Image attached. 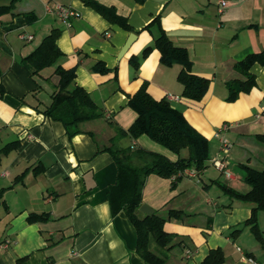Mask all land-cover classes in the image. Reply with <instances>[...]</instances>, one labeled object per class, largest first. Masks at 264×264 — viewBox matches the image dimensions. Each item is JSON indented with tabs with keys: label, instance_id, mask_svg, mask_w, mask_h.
Wrapping results in <instances>:
<instances>
[{
	"label": "crops",
	"instance_id": "1",
	"mask_svg": "<svg viewBox=\"0 0 264 264\" xmlns=\"http://www.w3.org/2000/svg\"><path fill=\"white\" fill-rule=\"evenodd\" d=\"M94 1L113 8L132 29L110 20L85 0H18L11 12L0 14L4 90L0 149L19 143L0 160V264H15L21 257L23 264H147L138 253L133 222L124 211L112 213L108 194L117 183L119 168L113 154L104 150L119 130H128L136 120L138 112L129 106V96L144 82L153 97L167 98L209 138L213 159L222 158L217 134L226 136L231 149L237 147L242 168L232 167L227 158L233 178L224 175V179L205 181L201 175L202 181H196L198 176H182L174 187L173 177L149 175L143 203L163 216L172 209L186 214L165 223L167 232L177 234L174 246L162 249L153 243V249L165 256L166 264H203L210 250L217 248L225 251L223 264H251L246 257L264 264L262 245L250 239L248 226L232 235L234 227L250 219L255 205L232 198L221 186L248 192L251 187L244 180L243 165L264 168V142L259 138L264 134V65L253 64L257 82L236 100H228L227 87L230 80L242 78L235 64L264 50V0H229L223 14L218 0ZM8 3L0 0V5ZM57 4L76 12L71 25L48 9ZM29 12L35 15L32 20L25 16ZM53 29L61 31L57 44L62 55L56 64L35 74L23 58ZM162 31L189 51L192 71L212 81L201 100L182 95L181 64L161 62V52L153 45ZM21 33L34 37L23 40ZM132 34V44L122 55ZM150 45L152 49L143 56ZM133 56L140 57L137 73L130 61ZM100 61L109 72L92 70ZM58 65L75 69L76 83L105 112L82 123L81 131L72 137L61 121L42 112L59 88ZM126 138L130 136H122L117 144L160 152L173 160L178 157L147 135L130 138L127 146L122 144ZM135 163L143 161L136 158ZM32 213H49L50 219L30 222ZM259 217L264 231V211H259Z\"/></svg>",
	"mask_w": 264,
	"mask_h": 264
},
{
	"label": "trees",
	"instance_id": "2",
	"mask_svg": "<svg viewBox=\"0 0 264 264\" xmlns=\"http://www.w3.org/2000/svg\"><path fill=\"white\" fill-rule=\"evenodd\" d=\"M18 0H9L7 5H0V14L11 12L17 5ZM87 5L92 6L110 20L119 23L126 29H132L120 15L116 14L113 8H109L94 0H85ZM28 20H32L35 15L25 14ZM61 31L53 29L42 42L23 60L32 68L33 73L39 74L41 70L56 64L62 55L57 39ZM153 45L161 52V62L165 65L179 63L182 70L178 74V80L183 84L182 95L193 100H201L205 97L212 81L209 78L198 75L192 70L193 62L191 54L182 46L174 44V41L164 32L155 39ZM147 46L143 51L146 56L153 47ZM131 64L139 72L140 57L133 56ZM264 65V50L247 55L243 60L235 64L236 70L242 78L232 79L227 82L230 96L228 100H236L241 92H246L255 85L257 79L251 72L253 64ZM93 71L109 72V68L101 61L92 67ZM55 73L59 74V88L52 94L50 103L42 112L47 117L61 121L66 128L69 136H74L81 131L80 125L87 121H92L104 116L105 112L95 102L96 100L85 90L83 86L76 83L75 69H66L61 65L56 67ZM0 77L2 72L0 70ZM149 83L144 84L136 93L130 95L129 106L138 112V116L128 130H119L117 135L112 138L113 142L104 150L113 154L117 165V183L113 184L109 190V202L113 215L124 211L133 222L137 231L138 242L137 250L147 264H166L165 256L161 252L153 249V243L159 248L171 249L174 238L177 234L169 233L165 230V223L169 218H183L185 213L182 210H169L166 216L155 212L152 216L143 214L140 206L143 204V190L147 178L151 174H157L163 178H175L176 181L185 176L186 169L194 168L198 175L210 166L209 158V138L199 132L183 114V111L173 107L167 98L157 99L148 91ZM0 85V95L4 91ZM129 135L130 138L137 139L142 135H147L156 143L164 146L178 157L173 160L169 156L147 150L144 148L131 149L120 147L117 142L122 136ZM264 142V134L259 135ZM19 146L17 142H11L0 149V160L3 154ZM189 151L187 156H183V150ZM142 159L143 164L138 165L135 159ZM246 169L245 181L250 185L248 192H241L232 187L221 185L224 191L232 198H236L255 206L249 220L242 225L236 226L232 230V235L242 231V226H249L254 232L255 237L264 247V232L259 226V211H264V168L256 169L249 165H243ZM37 167L36 170H38ZM50 219L49 213H32L29 215L30 222H47ZM264 249V248H263ZM226 255L223 248L210 250L203 260V264H223L226 262ZM24 257L18 258L15 264H23Z\"/></svg>",
	"mask_w": 264,
	"mask_h": 264
},
{
	"label": "built area",
	"instance_id": "3",
	"mask_svg": "<svg viewBox=\"0 0 264 264\" xmlns=\"http://www.w3.org/2000/svg\"><path fill=\"white\" fill-rule=\"evenodd\" d=\"M229 5V0H218V11H220L221 14L225 12L226 8ZM49 10H52L55 12V14L61 18L62 21H64L66 24L71 25V19L73 16L76 15V12L67 6H64L62 4H57V6L54 9L48 8ZM33 35H28L27 33H21L20 38L23 40H32ZM178 98V97H175ZM217 136H220V150L222 152H231V143L227 140L228 138L226 136H223L221 134H217ZM212 163L216 165V167L221 170L227 177L233 178L232 172L228 169L229 163L227 161V157L224 156V158H215V160H212ZM185 174L187 176L196 177L198 176L197 170L194 168L186 169ZM246 260H248L251 264H257L256 259L252 257H246Z\"/></svg>",
	"mask_w": 264,
	"mask_h": 264
},
{
	"label": "rangeland",
	"instance_id": "4",
	"mask_svg": "<svg viewBox=\"0 0 264 264\" xmlns=\"http://www.w3.org/2000/svg\"><path fill=\"white\" fill-rule=\"evenodd\" d=\"M117 135V134H116ZM115 135V136H116ZM130 142H131V139L130 138H126L125 140H124V142H122V144L123 145H125V146H127V145H129L130 144ZM160 145V144H159ZM160 147H162L163 149H165V150H167L168 152H170L168 149H166L164 146H162V145H160ZM238 152V149H237V147L234 145L233 147H232V151L231 152H220L221 153V157H223V156H225V157H227L234 165H231L232 167H234V166H236L237 165V168L239 169V170H241L242 168L240 167L241 166V163H239V161L237 160V156H236V153ZM171 154H173L172 152H170ZM186 153L185 152H183V156L185 155ZM213 156H211V154H210V161H209V164H210V166L209 167H207V168H205L201 173H200V175H198V177L195 179L196 181L198 180V181H202V178L200 177L201 175L205 178V181H209V180H211V178H216V180H218L219 178H223L224 179V173L221 171V170H219L217 167H216V165L215 164H213L212 163V160H213ZM215 160V159H214ZM139 165V164H138ZM184 177H187V175H185ZM189 177V176H188ZM187 177V178H188ZM187 178H185V179H187ZM226 178V177H225ZM182 179H184V178H182ZM214 196H216V195H214ZM259 217V216H258ZM259 220H260V217H259ZM258 223H259V221H258ZM259 226H260V223H259ZM249 227V226H248ZM260 229H261V231H263V229H262V227L260 226ZM249 231L252 233V234H250V239L252 240V241H258V239L255 237V235H254V232H252L251 231V228L249 227ZM264 232V231H263ZM247 235V234H246ZM249 236V235H248ZM248 236L246 237V239L248 238ZM258 243H260L259 241H258ZM261 245V244H260ZM264 247H263V245H262V247H261V250H262V252L264 253V249H263ZM255 252V251H254ZM255 253H257V252H255ZM258 254V253H257ZM261 262H264V259L262 258V261Z\"/></svg>",
	"mask_w": 264,
	"mask_h": 264
},
{
	"label": "water",
	"instance_id": "5",
	"mask_svg": "<svg viewBox=\"0 0 264 264\" xmlns=\"http://www.w3.org/2000/svg\"><path fill=\"white\" fill-rule=\"evenodd\" d=\"M134 37H135V34H132L131 38L127 42V45H125L124 48L121 51L122 55L127 51V49L129 48L130 44H132V41H133ZM140 209H141L140 211L145 213V215H147V217L148 216H152L155 213V210H156L155 208H152L151 206H149L147 203H143L140 206Z\"/></svg>",
	"mask_w": 264,
	"mask_h": 264
}]
</instances>
